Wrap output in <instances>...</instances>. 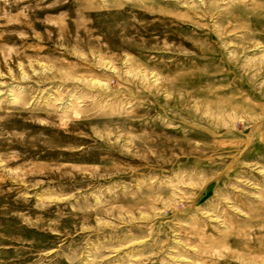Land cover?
<instances>
[{
	"label": "rangeland",
	"instance_id": "374dc122",
	"mask_svg": "<svg viewBox=\"0 0 264 264\" xmlns=\"http://www.w3.org/2000/svg\"><path fill=\"white\" fill-rule=\"evenodd\" d=\"M0 264H264V0H0Z\"/></svg>",
	"mask_w": 264,
	"mask_h": 264
}]
</instances>
